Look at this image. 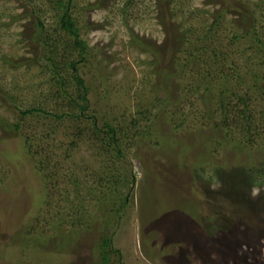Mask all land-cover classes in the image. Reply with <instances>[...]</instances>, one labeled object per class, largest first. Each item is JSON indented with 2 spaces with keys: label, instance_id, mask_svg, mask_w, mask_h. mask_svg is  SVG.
Segmentation results:
<instances>
[{
  "label": "rangeland",
  "instance_id": "374dc122",
  "mask_svg": "<svg viewBox=\"0 0 264 264\" xmlns=\"http://www.w3.org/2000/svg\"><path fill=\"white\" fill-rule=\"evenodd\" d=\"M60 1H70L88 46L79 63L90 88L83 117L69 116L71 100L46 61L44 41H73L61 30ZM172 2L0 0V264L13 246L17 259L22 254L15 242L27 220L31 239H46L42 254L56 257L50 264H90L97 235L85 231L86 246L63 259L50 224L60 214L96 215L102 204L91 189L108 192L115 206L125 201L109 234L114 264H247V248L264 264V0H226L221 19L223 0ZM35 107L47 114L23 115ZM140 113L150 118L138 125L151 132L143 143L133 128ZM107 123L127 131L121 171L134 181L124 190V182L100 190L96 129ZM184 143L200 165L194 177L178 166ZM242 180L246 200L233 198ZM44 187L50 197L33 221ZM154 195L153 207L145 198ZM229 247L241 261L224 256Z\"/></svg>",
  "mask_w": 264,
  "mask_h": 264
},
{
  "label": "trees",
  "instance_id": "16d2710c",
  "mask_svg": "<svg viewBox=\"0 0 264 264\" xmlns=\"http://www.w3.org/2000/svg\"><path fill=\"white\" fill-rule=\"evenodd\" d=\"M169 3H173L172 0H168ZM226 0H223V9L219 10L218 14H220L218 19H221L226 14ZM59 5L61 6V16L59 17V23L61 25V30L71 38H73V41L67 42L65 41L61 46L56 45L52 42L51 39H47L44 41V45L47 47V51L49 52V58L46 61L48 62V65L52 67L53 70V80L56 82L57 86L60 88V91L64 93V95L68 98H70L71 103L73 105L74 112H71L69 116L72 117H83L84 114L88 113L90 111V101H89V95H90V88L87 85L85 79L82 78L79 70V63L85 62L88 56V46L85 41H83L80 38V32L79 28L76 25L72 14H71V3L70 1L68 4H65L64 2L60 1ZM40 27L44 29V24L39 23ZM63 46V47H62ZM62 47L65 49L67 54H64L62 57H60V50L59 48ZM174 50V49H173ZM178 50V49H177ZM75 54L79 56L78 60H73V56L71 54ZM176 55H178L176 53ZM187 56V55H186ZM193 59L196 57L192 54ZM186 59V57H185ZM164 93V91H163ZM162 93V94H163ZM166 97L157 99L156 102L159 104H166ZM152 110L153 108L150 107ZM33 113H43L47 114L45 110L35 107L30 110L24 111L23 115H29ZM141 115V116H140ZM139 121L135 120L134 122V130L136 129V140L140 141V143L146 142L147 138H150L151 132H149V129L145 128V126H142V129H138V125H142L143 122L145 124L150 123L149 119L145 117V113H140ZM63 116H60L61 119ZM229 120V118H228ZM137 121V122H136ZM108 124V123H107ZM1 126L4 128V130H7L8 127L5 124H1ZM147 126V125H146ZM16 128H19V125H16ZM96 138L98 142L100 143L101 147V160H103V170L105 174H101L99 178V183L101 186V189H105L106 186H110L113 184L119 185L124 182L125 187L122 186L123 190L128 188L130 183H133L134 179L130 181V175H126L121 171V164L122 160L127 157V153L129 151L128 147L124 146L125 143V137L124 134H127V131L125 128L118 129L117 127L106 125L105 129H96ZM125 130V131H124ZM145 140V141H144ZM12 151V150H11ZM13 152V151H12ZM191 153V147L186 145L185 143L182 144V147L177 152V156L179 158V168L183 169L184 172L188 171L190 175L194 177V175H197L198 167L200 166L197 163V157H192L190 155ZM175 155V158H176ZM17 157L18 154L16 152L13 153V157ZM7 159H9L7 157ZM18 158H14V160H17ZM13 160V159H11ZM10 160V161H11ZM112 168L114 169L113 171ZM109 173H107L108 171ZM44 170L42 174L40 175V181L43 183V185L47 186L48 184V174ZM246 177V176H245ZM250 180V178L246 177ZM155 181V180H154ZM79 186V185H78ZM78 186L76 187L75 193L79 197L81 191L78 189ZM150 187H154L151 185ZM245 187V183L242 181H237L235 183V191L233 198L246 200L248 198V193L243 191V188ZM155 188V187H154ZM46 187L43 188L42 196H38L36 201V205L33 209V221H36L37 218H40V212L43 210V207L47 201V199L50 197V195L46 194ZM42 190V189H41ZM156 192L158 193V188H155ZM92 194V198L94 201L99 202L102 204L100 206V209L96 215L93 216H86L85 214H80L79 212H74L73 215H67L66 214H60L57 221H52L50 225H53L52 230L53 234L57 236V245H56V253L61 254L63 259L69 258L73 253H71L73 250L76 252V250L81 248L82 246H86L85 242L82 240V235L85 231H90L91 234H95L96 240L94 241L92 245H90V257L92 258V262L90 264H114V256L117 252L116 249H114L113 241L111 236L109 235L111 233V229L113 228V225H116L117 222L123 217L122 209L125 206V201H122L121 205L115 206L113 205V201L106 202L104 198L108 197V192H100L99 194L94 191L93 189L90 190ZM155 194V193H153ZM231 197V195L229 194ZM232 198V197H231ZM149 200L150 204L154 203L155 201H158L157 195L149 196L147 199ZM156 203V202H155ZM153 207L155 204H152ZM158 213V211H156ZM78 213V214H75ZM153 213V212H151ZM25 230L24 232H19L21 237L18 241L15 242V244L18 245L19 249L21 250L22 254L18 255L19 258L17 259L15 257V254L13 253V248L9 249L10 254L8 259L4 260L5 264H21L24 257H30V264H50L48 260L54 259L56 257H52L48 259V256H45L44 254H48V249H45L44 246V240L36 241L32 237V224H30V220L25 221ZM69 228L70 231L68 234H64L63 232L66 231V229ZM62 232V233H61ZM99 236V238H98ZM27 238L30 239V241L27 240ZM64 240V241H61ZM48 242V241H45ZM220 242V241H219ZM221 243V242H220ZM47 246V245H46ZM88 246V245H87ZM71 249V252L67 251V249ZM245 248V247H243ZM227 251V252H226ZM224 252V256H228L231 259L238 261H241V258L237 257L236 249H233L231 247L227 248ZM247 251L249 252V255L242 257L243 261H247L250 264H259L257 262L258 256L255 255L252 251V249L247 248ZM7 253H9L7 251ZM44 253V254H42ZM8 256V255H7ZM33 258L36 260L33 261ZM252 260V261H251ZM247 263V264H248ZM58 264V263H55Z\"/></svg>",
  "mask_w": 264,
  "mask_h": 264
}]
</instances>
